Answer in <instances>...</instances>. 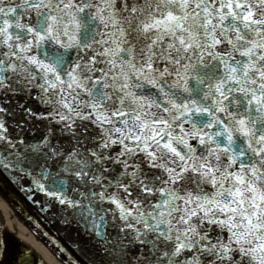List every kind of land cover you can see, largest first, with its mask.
Masks as SVG:
<instances>
[{"label": "snow or ice", "instance_id": "6c2138e0", "mask_svg": "<svg viewBox=\"0 0 264 264\" xmlns=\"http://www.w3.org/2000/svg\"><path fill=\"white\" fill-rule=\"evenodd\" d=\"M0 170L69 264L45 218L92 264H264V0H0Z\"/></svg>", "mask_w": 264, "mask_h": 264}, {"label": "water", "instance_id": "95a60500", "mask_svg": "<svg viewBox=\"0 0 264 264\" xmlns=\"http://www.w3.org/2000/svg\"><path fill=\"white\" fill-rule=\"evenodd\" d=\"M16 173H9L5 170H0V194L13 208L18 210L21 214L22 211L18 209L12 199H9V195L15 198L19 204L23 206V211H26L33 218L41 217L40 203H33L27 199L28 195H33V199L37 201H42L44 199L42 194L39 193H28L24 189L30 184V181L24 179L23 181H15L13 177ZM23 215V214H22ZM24 216V215H23ZM27 220V219H26ZM28 221V220H27ZM29 222V221H28ZM30 223V222H29ZM31 224V223H30ZM32 225V224H31ZM33 227V226H32ZM43 230L48 232L50 235H55L56 239L60 241L65 249L71 253V257L75 258L79 264H92L95 254V247L89 243V237L85 236L84 233L75 226H65L59 222L49 223L47 218L44 220ZM36 231V230H35ZM37 232V231H36ZM38 234V232H37ZM42 237L47 245H49L56 255L61 258L64 264H69V258L64 257L62 253H59L48 243V240ZM76 243L80 244V250L78 251L74 245ZM40 260V259H39Z\"/></svg>", "mask_w": 264, "mask_h": 264}, {"label": "bare ground", "instance_id": "6f19581e", "mask_svg": "<svg viewBox=\"0 0 264 264\" xmlns=\"http://www.w3.org/2000/svg\"><path fill=\"white\" fill-rule=\"evenodd\" d=\"M7 229L22 244V249L31 248L44 264H64L54 250L47 245L25 217L0 195V229Z\"/></svg>", "mask_w": 264, "mask_h": 264}, {"label": "flooded vegetation", "instance_id": "af4514ba", "mask_svg": "<svg viewBox=\"0 0 264 264\" xmlns=\"http://www.w3.org/2000/svg\"><path fill=\"white\" fill-rule=\"evenodd\" d=\"M9 233L4 232V228L0 229V245H2V257H0V264H19L22 244L15 240V237L9 236ZM37 264H39V257L33 254ZM44 264V263H43Z\"/></svg>", "mask_w": 264, "mask_h": 264}, {"label": "rangeland", "instance_id": "374dc122", "mask_svg": "<svg viewBox=\"0 0 264 264\" xmlns=\"http://www.w3.org/2000/svg\"><path fill=\"white\" fill-rule=\"evenodd\" d=\"M4 232H5V233H9L7 229H4ZM8 235H9V236H12V237L14 236L13 234H8ZM14 237H15V236H14ZM15 240L18 241V239H17L16 237H15Z\"/></svg>", "mask_w": 264, "mask_h": 264}]
</instances>
